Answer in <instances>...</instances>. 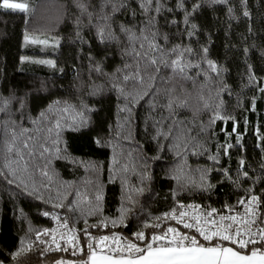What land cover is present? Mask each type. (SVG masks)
Returning a JSON list of instances; mask_svg holds the SVG:
<instances>
[{
	"label": "trees",
	"instance_id": "16d2710c",
	"mask_svg": "<svg viewBox=\"0 0 264 264\" xmlns=\"http://www.w3.org/2000/svg\"><path fill=\"white\" fill-rule=\"evenodd\" d=\"M27 2V13L0 9V107L9 101L7 111L0 112V168L13 121L17 131L27 128L40 139L60 120L67 152L62 153L66 159L53 158L47 165L48 177L31 164L27 171L18 169L15 177L6 169L0 175L3 264H53L59 258L36 248L37 232L49 226L44 212L58 213L83 241L154 232L156 225L171 221L164 213L179 202L222 211L251 194L260 197L264 213V0H183V8L181 0H159V13L144 12L141 0H126L128 7L114 15L104 10L111 17L107 21L100 18L103 0ZM150 18L154 24L148 27L162 47L191 49L185 60L200 67L191 68L189 75H199L182 79L165 68L156 73L145 57L135 55L133 48L147 51L148 42L130 43L120 28L140 36ZM145 35L151 39L148 31ZM208 61L217 66L216 72ZM145 90L149 94L132 103ZM170 95L185 102L174 118L185 121L202 154L178 153L172 137L156 138L161 128L156 122L169 115L161 106ZM80 113L85 124L73 130ZM217 115L224 119L213 123ZM167 123L165 119V131ZM45 163L36 160L40 167ZM5 176L14 182L9 184ZM59 204L64 206L55 207ZM122 207L126 211L121 222ZM22 240L25 250L13 259ZM29 242H34L30 250Z\"/></svg>",
	"mask_w": 264,
	"mask_h": 264
},
{
	"label": "snow or ice",
	"instance_id": "6c2138e0",
	"mask_svg": "<svg viewBox=\"0 0 264 264\" xmlns=\"http://www.w3.org/2000/svg\"><path fill=\"white\" fill-rule=\"evenodd\" d=\"M216 3H227V0H214ZM153 0H141L140 8L144 12L149 10L159 13L161 11L162 5H160L159 0H156V6L153 8ZM82 11H87V5L81 3L78 5ZM128 7L126 0H103L101 5V20L107 21L111 17L108 12H105V9H109L110 12L114 15L116 12L121 9H126ZM179 7L183 8V0ZM195 7H199L196 5ZM0 9L2 10H12L27 13L30 11L29 4L27 0H0ZM171 11V9H169ZM135 14V13H133ZM245 16L248 15L247 12L244 13ZM185 23H188V17L185 16ZM175 23V21H173ZM154 24V18H150L145 29L141 30L140 36H137L136 32L132 29L121 26L120 30L124 32L127 36V39L130 43H133L137 40H144L148 42V50L144 52L136 51L133 48V52L136 56H143L146 58L148 66H150L156 73L161 71V68L170 70L173 76H178L182 79H192V75H199V73H194L189 75V70L193 67L199 68L200 66L192 65L190 62L185 60V53H190L191 49H182L179 45L173 46L170 49H165L162 47L156 39V33L151 32L148 25ZM193 28L196 25H192ZM145 31H148L151 35H145ZM98 36L103 41L105 37V30L103 27L98 29ZM108 38H112L109 34ZM167 39V37H164ZM27 39V37H26ZM34 43L36 41H33ZM46 43V42H41ZM141 49L144 48V44L139 45ZM206 53L207 48L203 49ZM40 63H49L52 61H39ZM208 65L213 72L217 71V66L212 62L208 61ZM99 71V67L97 68ZM139 82L143 83V76H139ZM155 76H151L150 80L154 81ZM125 80H128L129 77L125 76ZM123 93V88L120 89ZM264 92V88L261 89ZM148 90H145L142 94L133 97L132 103H138L139 99H143L145 95H148ZM155 95V93L153 94ZM151 100L152 97L150 96ZM9 101H4V106L0 107V112L7 111V105ZM59 103V102H57ZM156 105L153 104V107ZM185 102L181 101L178 96L171 97L166 100L165 104L161 107L167 109L169 115L167 118L162 117L161 121L156 123L161 125L160 130L157 132L156 138L168 139L172 137L176 143L173 144V147L179 150L183 149L185 153H191L192 155L202 154V148L200 151H197L198 143L194 142V137L191 136V130L184 127L185 121L175 119L177 112L176 110L180 107H184ZM71 106L63 108L64 112H68ZM254 108V104H253ZM131 112V109H126ZM51 111V106L49 108ZM81 119L79 124L71 125L73 130H78L79 126L85 124L83 114H79ZM46 114L44 112L40 113V119L44 120ZM167 119V131L164 129L163 121ZM216 119H224V117L217 115L213 118L212 122L214 123ZM35 124L36 121H33ZM12 127L10 130V139L5 141L6 153L4 155V165L3 168H0V175H4V170L8 171V174L15 177L18 169L21 167L24 171H27L30 164L35 165L39 168L40 174L42 176L48 177V172L46 170L47 165L51 163V160L54 159H66V156L62 153L67 152L66 145L61 138V133L63 131L61 121L57 120L55 122L54 128H46L45 131L49 134L47 138L36 139L32 135H29V129L19 128L15 126V122H12ZM173 129H175V136H173ZM236 129L233 127V132ZM23 137V139H21ZM99 143V141H97ZM62 145H64L62 147ZM227 147H232L228 145ZM161 151L163 148L160 149ZM227 153V149H225ZM27 157V158H26ZM41 159L46 163L44 167H40L36 164V160ZM159 159V156L156 157ZM211 160H217V156H209ZM240 165L243 167L244 161H240ZM206 172V170H204ZM244 176H247L248 173L244 172ZM7 182L12 184L14 181L8 179L5 176ZM49 179H51L49 177ZM204 179V176H201V180ZM136 191H142V189H136ZM249 193L252 192V189L248 190ZM80 194L77 193V196ZM95 199L100 201L102 199V194L97 192ZM129 200L131 197L129 196ZM239 205L243 206V211L241 213H236L233 215H219L218 219L214 217V214L217 213L216 209H211L210 211L201 212L199 215H193L189 217V213L185 209V205L179 204L177 208L180 209L177 212V208L171 209L169 212L164 213V219H172L177 223L182 224L185 229H195L196 233L203 238L204 241L208 242V245L201 244L195 235L189 236L180 232L178 228L168 227L167 230L162 235H152L150 237L149 243L145 247H139L136 243L126 241L125 246L121 248L119 246L120 238L115 234L112 237L102 236L97 241V245L101 248L107 247L108 252H128V256L125 257L121 255L120 257L114 258L112 255H102L101 259L105 264H264V216H258V209L261 204L260 197L257 195H249L247 199H241L238 201ZM63 204L55 205V207H63ZM199 205H188L189 209H198ZM120 220L123 221L124 213L126 209L121 208ZM229 211L232 212L233 208H229ZM43 215L48 216V212H44ZM186 218H189L191 222H186ZM53 219L59 221L61 218L59 216H53ZM160 219V218H157ZM117 221L113 220L112 224L115 226ZM61 227L68 229V224L65 222ZM106 226V225H105ZM159 227V225H156ZM73 232L71 237L66 239V244H71L73 247V255L77 254L78 245L75 243L77 236L75 234V229H69ZM56 230L52 229H43L37 232L36 241L40 244H48L51 250H61L68 251L67 247L62 248L59 243L56 242L57 237L55 235ZM87 232V229H85ZM51 236V244L47 240L41 239V237ZM135 238L137 241L145 240V233L143 231L135 233ZM61 240H65L63 235L60 236ZM94 239L90 237V242L88 244L89 256L87 260L79 262V264H97V251L93 247L91 240ZM111 240L115 247L106 245L105 242ZM216 240L215 245L212 244V241ZM228 242L229 245L225 246L222 242ZM34 242H29L27 248L30 250ZM52 244L55 245V248H52ZM260 244L261 247H255V245ZM154 245H156L154 247ZM249 245L253 247L247 253L241 250H247ZM25 250V241H21V248L13 254V259L20 255L21 251ZM79 251H83L79 249ZM143 255H137V254ZM0 264H3L0 261ZM57 264H76V262H64L58 261Z\"/></svg>",
	"mask_w": 264,
	"mask_h": 264
},
{
	"label": "built area",
	"instance_id": "2783aa9c",
	"mask_svg": "<svg viewBox=\"0 0 264 264\" xmlns=\"http://www.w3.org/2000/svg\"><path fill=\"white\" fill-rule=\"evenodd\" d=\"M247 198L248 197L242 198V199H247ZM179 204H182V205L186 206L185 209H183V210H185V211H187L189 213V217H191L193 215H199L201 212L210 211V210H207V209L203 208L200 205H199L200 207L198 209H189V208H187L188 205H198L197 203H194V202H188V203L179 202L178 205ZM260 207H261V204H260L259 209H258V216H264V213L261 212ZM179 211H180V209L177 208V212H179ZM242 211H243V206L239 205L238 202H237V205L233 208L232 212L229 211V208H225L222 211H217V213L214 214V217L218 219L219 215H233V214H236V213H241ZM48 213H49V215L45 216V217L49 218V226L44 228V229H49V230L55 229L56 230L55 235L57 237L56 242L59 243L62 248L67 247L68 251L51 250L49 248L48 244H40L38 241H36V248H41V251H42L43 255H58L59 258L56 259L55 261H53V264H57L58 261L76 262V264H79V262L87 260L89 254H90L89 253V249H88V244L90 242V237H87L86 240L83 241L79 237V235L75 232V234L77 236V240L75 241V243L78 245V249H77V254L73 255V247H72V245L71 244H66V242H65L68 237H71L73 235V232L69 231V229H73V228L58 213H54V212H48ZM53 216H59L61 219L59 221H57L56 219H53ZM65 222L68 224V229H65V228L60 226V225H62ZM172 222L174 224L172 227L178 228L181 233L189 235V236L195 235L197 237V239L200 241L201 244L208 245V242L204 241L203 238L200 237L198 233H196L195 229H185L182 224L177 223L175 220H172ZM186 222H191V220L189 218H186ZM165 231L166 230L158 232V233H155V234H151V233H147V232L143 231L145 233V240H143V241H137L136 238H135V234L132 235L131 237H127V236H125V235H123L121 233H114V234L120 238L119 246L121 248H123L125 246L126 241H130V242L136 243L139 247H145L147 243L151 242L150 241V237L152 235H162ZM114 234L101 235V236H98V237H92L94 239L91 240V243L93 244V247L96 249L97 255H101L102 256V255L107 254V255H112L113 257H120L121 255H123L125 257L128 256V252L127 251H125L123 253H120V252L110 253V252H108V248L107 247H104L103 248V252H101V248L97 245V241L99 240V238L102 237V236L112 237ZM61 235H63L65 237V240H61L60 239ZM41 239L47 240L49 242V244H51V236H47V237L42 236ZM214 241H216V240H213L212 242H214ZM222 243L225 244V245H229L228 242H226V241L222 242ZM105 244L106 245H110L112 247H115V245L113 244V242L111 240L105 242ZM155 246L156 245H154V247ZM229 246L236 247L235 245H229ZM252 247H253L252 245H249V248L247 250L251 249ZM255 247H261V245L257 244V245H255ZM52 248H55L54 244H52ZM79 249H82L83 251H79ZM247 250H241V251H247ZM137 255H143V254L141 253V254H137ZM44 264H50V263H44Z\"/></svg>",
	"mask_w": 264,
	"mask_h": 264
},
{
	"label": "bare ground",
	"instance_id": "6f19581e",
	"mask_svg": "<svg viewBox=\"0 0 264 264\" xmlns=\"http://www.w3.org/2000/svg\"><path fill=\"white\" fill-rule=\"evenodd\" d=\"M237 205V204H236ZM235 205V206H236ZM174 224H173V222H172V220L168 223V224H161V225H159V227L157 228V230H155L154 232H150L151 234H155V233H158V232H161V231H164V230H167V228L168 227H172ZM148 233V232H147ZM217 243V241H214V242H212V244H216ZM225 245V244H224ZM225 246H229V245H225Z\"/></svg>",
	"mask_w": 264,
	"mask_h": 264
},
{
	"label": "crops",
	"instance_id": "0c3cea01",
	"mask_svg": "<svg viewBox=\"0 0 264 264\" xmlns=\"http://www.w3.org/2000/svg\"><path fill=\"white\" fill-rule=\"evenodd\" d=\"M243 252L247 253L246 251H243ZM101 257H102L101 255H97V264H105V262L101 259ZM114 258H117V257H114Z\"/></svg>",
	"mask_w": 264,
	"mask_h": 264
}]
</instances>
